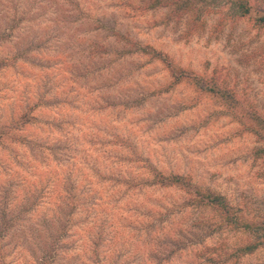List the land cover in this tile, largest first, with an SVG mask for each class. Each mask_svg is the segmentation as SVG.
Instances as JSON below:
<instances>
[{
  "label": "rangeland",
  "instance_id": "374dc122",
  "mask_svg": "<svg viewBox=\"0 0 264 264\" xmlns=\"http://www.w3.org/2000/svg\"><path fill=\"white\" fill-rule=\"evenodd\" d=\"M260 8L0 0V264H264L222 261L252 234L153 182L189 176L264 231Z\"/></svg>",
  "mask_w": 264,
  "mask_h": 264
},
{
  "label": "trees",
  "instance_id": "16d2710c",
  "mask_svg": "<svg viewBox=\"0 0 264 264\" xmlns=\"http://www.w3.org/2000/svg\"><path fill=\"white\" fill-rule=\"evenodd\" d=\"M171 2L175 7V11L180 14L193 7L197 0H171ZM262 2L264 3V0H231V4L242 16L249 14L256 6L261 5L262 8L259 10L261 13L258 15V18L259 20L264 21V5H262ZM198 84L203 90L223 93V90L220 89L216 83H206L202 81V83L198 82ZM26 121H29V117L25 113L19 117L18 121H16L13 126L18 125V123H25ZM259 131L254 130L253 132L264 140V133ZM6 133L7 131L0 130V137ZM263 153V147H259L255 151L256 157H261ZM153 182L162 186L180 187L194 198L196 204L210 206L218 210L220 212V225L234 229H246L252 234V240L235 246L230 252L224 251V256L222 253L219 255L220 251L216 253L218 258H222V261L226 262L232 258L236 260V258L254 252L260 245H264V231H262L263 226L261 223L246 220L239 213V209L230 204L223 195L213 192L210 189H201L200 187L193 185L189 176L179 174L163 175L160 172H154ZM215 249L216 248L214 247H205L204 252H208V254H211L212 256L215 254Z\"/></svg>",
  "mask_w": 264,
  "mask_h": 264
}]
</instances>
